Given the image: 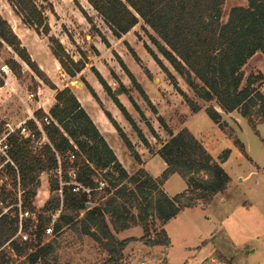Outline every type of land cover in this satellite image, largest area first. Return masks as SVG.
I'll return each mask as SVG.
<instances>
[{
	"label": "trees",
	"instance_id": "1",
	"mask_svg": "<svg viewBox=\"0 0 264 264\" xmlns=\"http://www.w3.org/2000/svg\"><path fill=\"white\" fill-rule=\"evenodd\" d=\"M88 2L118 37L130 31L143 19L158 36L153 37V42L159 52L198 98L215 102L224 113L237 111L250 121L259 117L264 122V74L250 73L245 77L243 72V67L250 58L258 52L264 53V0H247V5L231 7L225 22L222 20L225 0ZM10 3L25 24L33 27L38 33L49 35L47 16L36 0H10ZM100 35L108 44L107 39ZM0 38L12 46L33 69L40 71L22 46L20 38L1 14ZM49 41L52 53L70 77H75L82 71L86 65L85 61H75L56 36L50 35ZM145 46L166 72L190 110L194 113L200 111L201 106L182 90L175 75L164 65L156 52L148 44ZM130 49L140 61L136 52ZM121 64L134 86L157 113L148 95L122 60ZM93 70L143 142L148 144L136 122L118 99L117 92L113 91L95 68ZM90 89L97 98L94 90L91 87ZM120 91H127L123 84H120ZM55 99L56 103L49 113H43L41 116V119L47 117L49 120V123H43L48 142L34 148L30 139L16 131L9 136L11 147L8 155L11 161L5 163L7 170L14 175L15 186L19 184L22 190L21 232L34 234L37 241H24L23 246H20L19 239L22 236L17 235L20 231L19 215L12 216L0 210V247L8 243L9 247L23 254L32 243L36 248L27 255V259L31 263L39 260L47 262L46 259L52 254L54 247L53 240H42L43 233L51 229L55 235H59L65 226L77 227L80 233L91 237L104 247L110 255V260L115 261L122 258L131 241L138 240L147 246L169 247L171 240L165 225L184 209L192 207L196 200L210 201L227 189L231 178L223 164L230 157V148H225L217 159L187 128L174 134L165 119L158 116V120L171 137L158 150L167 168L157 178L144 168L129 174L72 89H57ZM131 99L138 108L132 97ZM205 112L221 129L225 127L222 112L214 104L208 105ZM108 116L131 154L140 162V155L130 139L109 113ZM27 124L40 135L32 120ZM150 129L154 131L151 125ZM0 155L2 160L6 161L1 153ZM59 167L64 181H69V171L73 170L76 181L91 188V197L88 198L83 191L73 192L71 185L62 187L61 196L58 193ZM98 169L103 172L102 179L97 177ZM45 171L54 175L50 188L55 192V197H51L41 211L37 212L33 198L40 185V176ZM175 173L184 179L187 189L172 197L163 189V185ZM101 180L106 182L103 188H99ZM188 193L192 195L184 201ZM58 210L61 211L54 220L52 213ZM132 225H141L143 235L124 239L115 236L114 231L119 232ZM31 226L35 227V231H30ZM153 228L155 236L150 233Z\"/></svg>",
	"mask_w": 264,
	"mask_h": 264
},
{
	"label": "rangeland",
	"instance_id": "2",
	"mask_svg": "<svg viewBox=\"0 0 264 264\" xmlns=\"http://www.w3.org/2000/svg\"><path fill=\"white\" fill-rule=\"evenodd\" d=\"M36 3L47 16L49 35L38 33L33 27L25 24L15 13L10 0H0L1 16L7 20L40 70L33 69L12 46L0 38V68L7 66V73L0 74V137L16 129L30 115L43 120L42 114L51 109L52 90L58 87L35 59L39 55L44 60L50 56L55 57L50 47V35L56 36L60 41L61 37H64L65 44L61 43L70 56L75 61L83 60L88 64L93 63L98 55L95 42L100 40V34L113 36L111 29L88 0H36ZM236 5H247V0H225L222 17L224 22L227 21L231 7ZM136 26L140 32L136 35L138 41L148 44L156 52L164 65L179 80L178 83L182 82L188 90L186 93L201 106V112L194 116L183 107L179 94L178 102L174 103L173 94H176V91L169 88L166 99L161 104V113L157 109L158 113L164 116L172 131L179 132L187 128L217 159L225 148L231 149L230 157L224 166L231 178L227 189L210 201L196 200L192 207L186 208L171 221L167 226L171 240L169 247L147 246L135 240L127 245L122 258L112 261L108 251L91 237L80 233L77 227L65 226L59 235L49 229L43 233L42 240H53L54 247L52 254L46 259L47 262L39 260L31 263L27 259V255L36 248L32 243L23 254H19L7 243L0 247V264H264V122L259 117L250 121L237 111L224 113L215 102L198 98L159 52L153 42V37L158 38L154 30L143 19H140ZM113 54V61L118 63L120 70L116 73L111 69L113 73L110 79L115 82V76L127 80L119 64L120 57L115 52ZM55 60L59 62L56 57ZM59 64V67L55 65L57 77L54 80L61 87L72 79L83 83V75L76 78L69 75L63 77L67 73ZM106 64L110 66L109 63ZM60 71L64 75H61ZM243 72L245 77L250 73L264 74V53L258 52L250 58L243 67ZM130 85L133 94L140 101L143 100L132 84ZM262 90L264 92V83ZM141 102L149 116L147 119L160 128L162 135L164 134L162 138H153V147L156 149L169 136L149 105ZM210 104H214L222 112L223 122L226 124L223 129L205 112V108ZM136 115L142 127L151 135L140 115L137 112ZM2 158L0 155V210L12 216L19 215L20 231L17 235L22 236L19 239L20 246H23L24 241L36 243L34 234L21 232L22 190L19 184L15 186L14 175L7 170L6 162ZM102 173L98 169V179H102ZM53 178L54 175L50 171H45L40 176V185L33 198L37 212L41 211L51 197H55V192L50 188ZM181 178L178 177L166 187L170 196L174 197L187 189V184ZM191 195L188 193L184 201ZM60 211L52 213L53 218L56 219ZM33 217L35 218L34 214ZM111 228L113 229L112 225ZM33 230L35 231V227L31 226L30 231ZM114 233L118 239L140 237L143 235V228L141 225H132ZM150 233L155 236L154 228Z\"/></svg>",
	"mask_w": 264,
	"mask_h": 264
},
{
	"label": "crops",
	"instance_id": "3",
	"mask_svg": "<svg viewBox=\"0 0 264 264\" xmlns=\"http://www.w3.org/2000/svg\"><path fill=\"white\" fill-rule=\"evenodd\" d=\"M136 27L137 26L135 25L130 31L122 34L120 37L115 36L113 33H112L113 36H109L105 33L102 34L107 39L108 44L103 40V38L100 35V40L95 42V47H96V50L98 51V55H96V58L93 60V63L88 64L86 61L85 67L82 69L81 72H79L76 75V76L83 75V77H81L83 83L78 82L77 79H72L70 80V82H67L66 84H64V86L61 87L59 83L56 80H54L55 77H57L55 65L59 67L58 66L59 62L55 60V57L49 55L50 58H46L47 60H44L43 57L39 55V56H36L35 59L38 61L40 66L48 73L49 77L53 79L52 81L58 87V89H63L65 87H70L72 89V91L74 92L75 96L79 100L82 107L88 113V115L90 116V118L92 119L96 127L99 129V131L101 132L105 140L108 142L110 147L113 149L117 158L119 159V161L122 163V165L128 171L129 174H133L138 169L144 168L153 177L157 178L167 168V164L166 162H164V160L159 155L158 150L162 146V144L167 142L171 137L166 131V129L164 128L169 138L165 140L164 142L160 143L159 147L154 149L153 138L154 137L158 139L162 138L164 134L162 135V131L160 130V128L156 127L154 123L151 124L150 121L147 119L149 116L147 113H145L144 107L142 106L141 101L147 103V105H149L151 109L152 107L148 103V101L141 95L139 90L134 86L129 75L126 73V71L122 67L121 61L119 62L118 60L121 66V69L127 76V80L124 78L118 79L115 76L113 78L115 82L112 79H110L113 73V72L111 73V69L114 70L116 73H118L120 70L118 63L116 61H113V57H114L113 53L115 52L120 57V60L124 62V64L130 70V72L136 78L137 82L141 85L143 90L148 95L152 105L156 108V110L157 109L160 110V113H161V104L165 101L169 88L176 91L175 92L176 94H173L174 103L178 102V94H179L180 102L183 105V107L188 112L191 110L188 107V105L185 103L182 95L177 91V89L170 82V80H167L168 77L166 75V72L162 69L160 64L155 60L153 55L148 51V49L145 46L146 43L143 44L142 42L138 41L136 35L138 33L140 34V32L137 30ZM61 42L65 44L64 37H61ZM130 48H132L136 52V54L140 58V61L136 59L134 54L131 52ZM51 57L53 58L51 59ZM142 61L144 62V65H142ZM106 62L109 63L110 66H108ZM87 64L89 68L86 67ZM93 68H95L102 75V77L111 86L113 91L117 92L118 99L124 105L128 113L132 116L138 128L141 130L142 134L146 138L148 144H145L143 142V140L138 135L137 131L134 129V127L132 126L130 121L127 119L125 114L116 104V102L112 99V97L108 94L103 84L99 80L98 76L94 72ZM60 73L61 75H64L61 71ZM67 75L68 74H66L63 77H66ZM76 76L72 78H76ZM116 84L118 86H116ZM120 84H123V86H125V88L127 89L126 92L120 91ZM130 84H132V86L136 89V91L143 98V100L140 101L138 97L135 94H133ZM178 84L182 88V90H184L185 92L188 91L186 90L182 82H179ZM90 87L96 93L97 98L92 93ZM52 92L53 94H52V99H51V102H52L51 105L53 106L56 103V99H55L56 93L55 92H57V89L52 90ZM131 97L133 98V100L135 101L139 109L136 108ZM45 111L47 114L49 113L48 109ZM136 112L140 115L141 117L140 119L143 122H145L149 132L151 133L153 137H151L150 134L148 135L146 130L142 127V123L141 121L138 120ZM200 112L201 111H198L196 113L192 112V113L195 116L199 114ZM108 113L113 117V119L117 122V124L121 127V129L125 132L127 137L132 142L134 148L140 155V158H141L140 162H138L134 158V156L131 154L124 140L120 136L119 131L117 130L115 124L112 122L111 118L108 116ZM154 113L157 115V120H158V116H162L164 118V116L162 114H159L158 111L157 113L156 112ZM150 125L152 126L154 131L150 129ZM162 127L164 126L162 125ZM172 132L174 134L178 133V131H175V132L172 131ZM226 163L227 162H225L223 165L225 166ZM178 177L180 176L177 173H175L168 178V180L164 184L165 191L167 190L166 187H168L169 184L173 182V180L178 179ZM183 211H185V209ZM170 222H168L165 226L167 233H169L167 226Z\"/></svg>",
	"mask_w": 264,
	"mask_h": 264
},
{
	"label": "built area",
	"instance_id": "4",
	"mask_svg": "<svg viewBox=\"0 0 264 264\" xmlns=\"http://www.w3.org/2000/svg\"><path fill=\"white\" fill-rule=\"evenodd\" d=\"M3 73H7V66H2L0 68V74ZM29 120H32L35 125L37 126V130L40 132V135H38L36 133L35 130H32L27 122ZM49 123V120L47 117H45L43 120H38L34 115L29 116L25 121H22L17 127L16 129H12L8 132H6L3 136L0 137V153L6 157V161H11L8 152L10 150V143H9V136L16 132L19 131V133L24 136L25 138H28L31 140L34 148H39L41 147L43 144L48 142V138L47 135L43 129V123ZM74 157V155H72V158ZM58 160L60 162V157L58 156ZM57 175H58V179H59V184H60V188L58 189V193L62 196V187L64 185H71L72 186V191L73 192H79V191H83L88 195V198L91 197V188L86 187L84 185H82L80 182L76 181V177H75V173L74 171H69V181H64L63 177H62V171H61V167H59V169L57 170ZM106 186V182L101 180L99 181V188H103ZM55 220V218H54ZM49 231H51V229H49Z\"/></svg>",
	"mask_w": 264,
	"mask_h": 264
},
{
	"label": "water",
	"instance_id": "5",
	"mask_svg": "<svg viewBox=\"0 0 264 264\" xmlns=\"http://www.w3.org/2000/svg\"><path fill=\"white\" fill-rule=\"evenodd\" d=\"M90 204L88 203L87 206H89Z\"/></svg>",
	"mask_w": 264,
	"mask_h": 264
}]
</instances>
